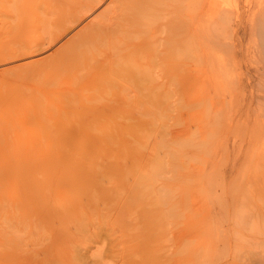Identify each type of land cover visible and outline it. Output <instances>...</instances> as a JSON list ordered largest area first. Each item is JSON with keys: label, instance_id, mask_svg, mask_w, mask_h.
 <instances>
[{"label": "rangeland", "instance_id": "rangeland-1", "mask_svg": "<svg viewBox=\"0 0 264 264\" xmlns=\"http://www.w3.org/2000/svg\"><path fill=\"white\" fill-rule=\"evenodd\" d=\"M45 1L46 0H16L15 5H13V0H0V11L2 12L4 9L3 2H5V22H7L8 25L10 23L8 27L5 26V32L0 29V52L3 51V44L5 43V62H0V78L5 77V90L3 92L1 91L2 94L0 93V95L4 96L5 100H3L4 104L2 103L0 110L3 111L5 109V150H13L15 156L13 158L11 157L12 160L9 159L5 162V165H7V168H5V175L8 179H5V218L4 221H2L5 224L0 222L1 225L5 226L4 228L1 226L2 230L0 229L3 231V233L0 231V240L3 241H0V264H54L56 263L54 261H57L58 263L56 255H59L60 252L58 253V249L61 247H59L60 243H56L58 241L56 240V233L59 232L60 229L62 230V226H65L64 228L73 226L71 232L73 233L75 231L73 237L76 241L74 242V248H77V257L80 258L79 261H84H81L82 264H140L143 260L148 261L149 263L151 259L161 258L165 260L166 256L172 254L175 233L180 228L183 233V264H195V262L196 264H264V249L262 242L264 239V220L258 217V209L262 204V200L259 196L255 197L254 195H251L250 185H248L247 182V142L241 141L237 138L235 133H232L231 135L223 134L215 136L213 133H210V135L205 134L206 131L203 128L198 130L197 126L202 119L207 121L210 118L208 121H212L213 119L218 118L219 113L216 110L210 109L211 112L209 114L210 110L207 109L204 111L205 113L201 110V114L203 113L201 118H199L198 115L193 117L192 113L198 111L200 106L194 108V106L180 104V101L178 103L177 100L180 98L179 94L182 93L183 96V93L184 95H187L188 92L187 90L181 92V90L178 89H172V91H169L161 88L152 92L144 91L146 93L136 96L134 99V105L136 104L137 106H135V108L133 107L134 105L132 106L133 112L131 119H129L132 121L128 122L129 120L126 121L120 117L119 120L121 123L119 124L121 126L118 122L114 124L115 122L112 121H101L86 125L87 127L81 125L85 122L88 123L87 120L90 122V119H93V117L96 116V113L97 115H101V112L103 111L101 106H104V104H100L96 99H99L103 94H106L107 91L109 92L106 94V99L107 97L112 98V96L113 98L115 96L118 97L120 93L119 98L122 97L123 99V96L127 94L126 90H124L126 88H124V85V89H121L120 87L117 88L119 90H117V94L115 93L116 95H113V92L116 90L110 88L107 89L106 87L105 92L104 89L102 92V89L95 85L90 87L87 86V89L85 88L84 90V87L82 86H84L86 82L89 83V81L95 77V74L92 73V71H82L78 73L76 77H74V75L70 77L71 75H68L65 63L60 62L63 65H60V63L56 64L61 58L59 55H62L61 53L64 51L61 47L62 44L66 38L73 34V31L68 32L64 38L59 39L49 46H44L43 49L41 48V50H38L35 53L23 54L24 50L22 49L23 51H21L20 46H23L24 42H26L31 35L28 34L26 30L25 32L21 30L19 22L20 20L24 22L23 18L25 17L27 21L24 22V25L26 27L31 24L32 20H34L32 23H35V25L32 24V26L35 27L37 32L35 31L33 36H37H34L33 40L36 41L41 35H43L41 36L42 39V37H44V31L42 29H37L39 26L41 27L42 22L39 21L40 24H36L38 21L37 16H34L32 19L30 18L33 14L30 12V5L34 6L37 4L40 6L43 4V6L46 7L44 3ZM123 1L127 3L129 0ZM104 5L105 4H103V6ZM103 6L101 8H103ZM51 8L52 11L54 10L53 14L60 13V11H66L67 14L69 13L67 5L63 7H57V5H55ZM56 10L58 11L56 12ZM1 12L0 14L3 13ZM12 15L16 17H13ZM153 21L151 24H154ZM132 28L133 27L130 28L131 34L129 32L127 33V30H123L120 31L122 36L120 32H118V37L115 35V37H117L115 42L120 46L123 45L121 48L126 46V44L129 45V42H132L135 38L136 35H134V38L132 35L135 33V28ZM133 31L134 33H132ZM127 35H130L129 38ZM249 36L250 34L248 35V33L244 36V42H247V46H250V43H252ZM36 37L38 38L36 39ZM130 37L133 39L131 40ZM120 38L125 39H123L122 42ZM126 40L129 42L127 43ZM116 43L114 44L115 47L118 46ZM120 46H118V48ZM105 47H110L109 51L107 50L108 48H103L107 52L104 53L106 57L100 56L99 59L103 57L108 58L109 54H113V50L114 52L118 51V48H116L117 50L115 48L112 50L111 45H106ZM162 47H164V45L161 46V48ZM104 50L103 52H105ZM18 54H20V56H17ZM143 54L144 53H140V60H138V62L142 64V67L145 65L144 63H146L144 62L145 60L141 58L144 56ZM131 64L135 65L137 62L134 61ZM60 66H63L66 71H64V68L63 71L59 70L62 68ZM36 67H38V69H36ZM34 70L37 72L36 74ZM156 71H152L153 77L159 79L160 75H158V77H156L157 75H154ZM31 72L33 75L35 74L34 77ZM28 74H31V76ZM73 82H76L74 83L76 85L75 87L72 85ZM77 84H81V86H79L82 90L79 91ZM227 84L228 83H226V85ZM19 85H21L22 89ZM93 86L96 88L92 91ZM103 86L104 85H101V87ZM194 86L192 88H194ZM60 87L65 89L63 90ZM194 89L199 90L197 87ZM195 91L191 92L190 90L188 96H194L200 93V91ZM171 96H174L176 99ZM95 97L96 99L94 100ZM168 97L170 99H168ZM41 98H44V101ZM92 98L93 100H91ZM240 98H242V96H237V100L240 101ZM87 99L91 100V102ZM104 99L105 98H103L102 101ZM92 101L94 102L92 103ZM28 102L31 103L29 104ZM96 102H98L100 108ZM143 102L145 104L140 106V103ZM81 104L88 106L87 111L83 113L79 112L78 115L75 113L69 115L68 111H72V108L78 106L82 107ZM169 104L172 105L170 106ZM37 105H39L38 110L35 112L34 109ZM42 106H45L46 109L41 108ZM169 107H172L171 111ZM31 108H33V110ZM230 109L231 107L223 113L227 114ZM46 110L47 113L45 112ZM49 111L50 113L53 111L52 116L48 113ZM33 112H35V114ZM72 112H75V110ZM59 113L61 114V117ZM34 115L37 117L35 121L38 120V122L28 125L26 124L25 126L23 120L27 122V119L31 120V117ZM192 117L195 118L193 121ZM49 118L52 119V122H48L51 121ZM55 118L57 121L54 122L53 120H55ZM186 120L189 121L187 122L188 125L184 123ZM45 121H47V123H44ZM136 121L141 124L146 122V129L144 132L138 131L135 133L136 128L140 129L141 127ZM48 123H50V125ZM190 123L192 124L189 125ZM45 124L50 128L49 131H44L45 129H48ZM235 124L237 130L240 127L242 128V125H240L239 122L234 123V125ZM133 125H135L136 128ZM32 126L34 130L32 129ZM121 127L124 131H118L119 129H122ZM124 127L130 128L126 130ZM37 128H40V130ZM117 131L119 133H116ZM174 131H180L179 134L181 135H175L176 140L171 138V134ZM121 132L125 133V135L126 132H128V134L125 136ZM131 132L133 133L131 134ZM157 133H160L161 135ZM17 135H20V137ZM54 135L55 138L57 137L55 140H53ZM38 138H40V140ZM162 138H165V140ZM18 139L21 140L19 141ZM30 139L31 141L35 140L34 142L38 141L39 144L42 141L41 143L44 145L42 144L39 147H46V150H43L44 153H41L43 147L40 150L41 152L38 147L36 152L39 151V153L33 155L32 153L35 151L33 150L32 152V150H30V146H32L30 145ZM12 140L16 141L13 142ZM161 140L164 141L163 144ZM23 142H27V144H23V146ZM157 142V149L153 150L152 147ZM15 144L17 145V148ZM50 144L53 147L48 148ZM27 147H29V153L25 150H21V153L19 152L18 154V152L15 151L16 149H26ZM114 152L115 154H112ZM21 154L24 156L25 160L28 159L27 164H25L27 161H24ZM38 155H40L41 158H39ZM14 158L16 162H14ZM36 158H38V160ZM13 164H15V166ZM32 167H36L37 170L35 169L33 172H30V176L27 177L33 178L31 180L33 182L38 179L36 184H38L39 181L44 182L45 179H48L47 181H52L53 183H58L52 187L51 190L53 193L50 192L51 190L49 191L47 189L46 194H53L52 199L56 198V195L58 194L57 198H59L63 204L67 203L66 205L68 208H66V205L63 207L64 205H61L58 202L50 204L52 207H49L50 205H40L41 200H38L36 194L33 195L34 197L29 194L27 186H23L26 183V180L24 179H26L25 176L27 175H25L24 172H26L25 170H33ZM16 168H18L19 171ZM59 178H61V181H59ZM136 180L138 181L136 182ZM68 181L69 183H67ZM161 181L165 183L164 188L161 187L163 184ZM134 183H139L137 185L138 188ZM93 184L96 186H93ZM136 189H139L141 196ZM130 190L135 191L134 193H137V195L143 199L148 196V199L142 200V202L147 200L150 202L147 201L148 204L146 203V206H148L150 210L147 207H144L145 211L146 209L148 210V215L153 213L151 215L152 217H150L151 220L149 224L150 227L152 225L151 231L153 232L154 229L157 230L155 233L157 238L155 239L156 241H154L156 244L154 242L151 243V247L149 246V248L143 249L141 251V253H143H140V255H136L135 253L136 250L140 249L137 247L138 245L134 244V242L129 244H126L125 242L127 240L126 238H129V234L132 233L135 235L139 231V228L136 229V231H132L127 230L124 227L136 222L134 221L138 214L136 211L139 209L142 211V206L138 208L139 205L133 203L134 200L127 199L131 194ZM164 192H166V195ZM142 193L144 195H142ZM175 196L180 200L181 204L179 207V209H181L179 217L178 215L175 216V214L173 216L172 211L167 209L168 203ZM76 203H78V205ZM104 203L107 204L105 205ZM56 206L63 208L62 210L64 213ZM161 207L167 209L164 211L165 213H160ZM56 208L58 209V212ZM135 208H137V210ZM67 210L70 212L68 213ZM154 210H156V212H154ZM141 211L139 210V213H142ZM169 212L171 213L169 214ZM72 213L75 215L71 216ZM35 214L38 216L36 217ZM54 215H58V217L55 216L54 218ZM59 217L61 218V223L63 225L59 222ZM65 217H69L68 219L66 218V221L69 220L72 223H66V221H64ZM53 220H55L56 223ZM140 220L142 221V219ZM35 221L36 223H34ZM39 221H41V223ZM44 221L46 222V226L41 227ZM91 221H93V223ZM75 222L80 223L75 224ZM47 224H49V226H47ZM56 224H59V231ZM162 226L165 229L161 230V228H163ZM174 229H176V231H174ZM44 230L46 231L45 234L47 237H43L45 236ZM95 231L100 234L96 232V235ZM47 233H49L50 236L51 233L54 235L56 234V236L52 239ZM99 236H102V238ZM104 240L106 242H104ZM40 241L43 242L41 245L38 243ZM129 241L130 240L127 242ZM49 242L51 243V246L54 244L53 248L49 246ZM79 243L83 244V246ZM152 245L154 247H152ZM50 247L51 249H49ZM43 248H45V250ZM153 251H155L156 254ZM53 259L55 260L53 261ZM134 260L138 261L136 262ZM128 261L129 263H127Z\"/></svg>", "mask_w": 264, "mask_h": 264}, {"label": "bare ground", "instance_id": "bare-ground-1", "mask_svg": "<svg viewBox=\"0 0 264 264\" xmlns=\"http://www.w3.org/2000/svg\"><path fill=\"white\" fill-rule=\"evenodd\" d=\"M15 2H16V0H13V3H14L13 5H15ZM8 3H9V1H8ZM44 3L46 5V7H44L43 4H41L40 6L37 4H35L34 6L30 5V9H31L30 12L33 13L32 16H30V18L32 19L34 16L35 17L37 16V18H38L37 22L38 23L36 22V24H40L39 21L42 22L41 27L39 26L37 29H39V30L42 29L44 31V37H42V39H41V36H43V35H41L39 38L40 40L38 39L39 42H38V40H36V41L33 40V37L37 36V35L33 36V34L36 31L35 27L32 26V24L35 25V23H32L34 20H32L31 24L27 25L26 27L24 25V22L27 21L25 19V17L23 18L24 22L22 20H20V22H19V24L21 26V30L24 32L26 30V32L31 35L27 39V41L24 42L23 46H20L21 51L24 50L23 54L35 53L36 51L41 50V48L43 49L44 46H46V45L49 46V45L53 44L54 42L58 41L59 39L64 38L66 36V34H68V32L73 31V34L70 37L66 38L64 43L62 44L61 47L64 49V51H62L63 53L60 52L62 55H59V56H61V58L59 57L60 61L57 59L58 62H56V64H58L60 62L65 63L66 68H67L66 69L67 73H68V75H71L70 77H72L73 75H74V77H76L77 74L82 72V71H85V72H88V71L91 72L92 71V73L95 74V77L92 78L91 81H89V83L86 82V84H84V86H82V87H84V90H85V88L87 89V86L90 87L92 85H95L96 87L101 88L102 92H103V89L105 92L106 87H107V89L110 88L112 90H116L115 92H113V95H114L115 93L117 94V92H118L117 90H119L117 88H119V87L121 89L126 88L124 90H126L127 94L125 93L126 95L123 96L124 97L123 99H122V97L119 98L121 93L119 94L118 97L115 96L113 98V96H112V98L107 97V99H106V96H107L106 94H107V92H109L107 90H106L107 91L106 94H103L99 99H96V97H95L94 100L96 99L98 102H100V104H102V103L104 104V106H101V108L103 109V111H102L103 113L101 112V115L100 114L97 115V113H96L95 114L96 116H94L93 119H90V122H89V120H87L88 123L85 122L84 124H81V125L86 126V125L94 124V123L101 122V121H104V122L105 121H112V122H115L114 124H116V122H118V124H119V123H121L119 120L120 117L126 121L131 119L132 112H133L132 106L135 103L134 99L136 98V96H138V95L140 96V95L146 93L144 91L152 92V91H157V90L162 88V89H166L169 91L170 90L172 91V89H176V90L178 89V90H181V92L186 91V90L188 92L191 90V92H192V91H195L196 89H194V88L197 87L199 90H196V91H200V93L197 92L199 94H196L194 96H188L189 94L187 92V95H184V93H183V96H184L183 97L182 93H180L179 94L180 98H179V100H177L178 103L180 101L181 102L180 104H183L186 106L187 105L188 106H194V108L195 107L198 108L197 106H200L198 111H195L194 113H192L193 117H196L198 115L199 118H201V115L203 114V113L201 114V110L204 112L207 109L208 110L213 109L219 113V115L217 114L218 115L217 119H213L212 121H208V120H210V118L208 116L209 119L207 121H204L202 119V121L199 122V125L197 123V125L199 126V127L197 126L198 130L200 128L201 129L203 128L206 131L205 134L210 135V133H213L216 136V135H223V134L231 135L232 133H235L237 138H239L243 142H247V158H248L247 159V162H248V164H247V170H248L247 180L248 181L247 182H248V185H250L251 195H254L255 197L259 196L262 200V204L260 205V208L258 209V217H260L261 219L264 220V0H129L127 3L123 0H46ZM3 4H4L3 5L4 9L2 10L3 13L0 11L2 13V14H0L1 15V17H0V29L3 30V32H5V26L8 27L10 25V23L8 25L7 22H5V2H3ZM103 4H105V5L103 6ZM55 5H57V7H63L65 5H67L68 9H69V13L67 14L66 11H63V12L60 11V13L53 14L54 10L52 11L51 7H54ZM102 6H103V8H101ZM57 11L58 10H56V12ZM6 14H8V13H6ZM13 17H16V16H13ZM153 19H154V21H153ZM152 21L154 22V24H151ZM131 27H133L132 29L135 28V33H134V31L132 32V33H134V34H132L133 38H134V35H136V36L134 39L132 37H130L131 40L133 39V41L132 42L130 41L131 43L128 41L129 45L126 44V42H127V40H126V42H125L126 46L121 48L123 45L120 46L115 42V39H117V37L119 36L118 32L123 31V30H127V33L129 32L131 34V30H130ZM38 33H39V31H38ZM124 33H126V32H124ZM137 33H139V34H137ZM244 33L245 34L248 33V35L250 34L249 37H250V40L252 41V43H250V46H247L246 45L247 42L246 43L244 42L245 41L244 40V36H245ZM120 34H121V32H120ZM115 35L116 36L118 35V36L115 37ZM121 36H122V34H121ZM129 36H128V38H129ZM37 38L38 37H36V39ZM123 39H125V38L121 39L122 42H123ZM115 43L120 47L118 48L117 45H116L117 47H115L114 46ZM106 45H111V47L114 46V47H112V50H113V48H115V49L118 48V51L114 52V50H113L112 51L113 54L112 55L109 54L108 58L103 57V58L99 59L100 56L106 57V55H104V53H107V52H106V50L103 49V48H105V49L108 48V47L107 48L105 47ZM160 45L161 46L164 45V47L161 48ZM3 47H4L3 51L0 52V62H5V43L3 44ZM109 48L107 49L108 51H109ZM103 50L105 52H103ZM140 53L141 54L144 53L143 54L144 56L142 55L143 57H141V58H143V60H145L144 62H146V63H144L145 65L143 64L144 65L143 67H142V64H140L138 62V60H140ZM17 56H20V54H18ZM134 61L137 62V64L132 65L131 63H133ZM62 63H60V65H63ZM60 67H62V68H60L59 70L63 71L64 67L63 66H60ZM36 69H38V67H36ZM152 69L155 71L157 70L155 72L156 74L154 73V75L155 76L157 75L156 77H158V75H160L159 79L153 77V72H152L153 70ZM66 70L64 68V71H66ZM36 73L37 72L35 71V74ZM92 73H91V76H92ZM23 75H22V77H23ZM28 75L31 76V74H28ZM34 75L32 73L33 77H34ZM154 80H156V81H154ZM133 81H134V83H133ZM228 81L230 82V84ZM74 83H76V82H73L72 85H74V87H75L76 85ZM82 83H83V81H82ZM226 83H228V84L226 85ZM192 84H193V86L194 85H196V86H194V88H192L193 87ZM62 85H60V86H62ZM79 85L81 86V84H79ZM79 85L77 84V86L79 87V91H80V90H82V88H80ZM101 85H104V86L101 87ZM123 85L125 86L124 88H123ZM19 86L21 88V85H19ZM23 87H24V85H23ZM29 87H30V85H29ZM35 88H37V87H35ZM60 88H62V87H60ZM92 88H93L92 89V91H93L95 88H94V86ZM191 88L194 90H192ZM62 89L64 90L65 88H62ZM76 89H77V87H76ZM188 89H190V90H188ZM4 90H5V77H1L0 78V93H1V91L3 92ZM38 90H40V89H38ZM97 90H98V88H97ZM32 91H33V89H32ZM53 91H54V89H53ZM53 91H52V93H53ZM79 91H77V92H79ZM30 92H31V89H30ZM74 92H76V91H74ZM20 94H21V92H20ZM237 96H242V98H240L241 99L240 101L237 100ZM38 97H39V95H38ZM48 97H46V98H48ZM98 97H99V95H98ZM171 97L175 98L174 96H171ZM103 98H105V99L102 101ZM115 98H117V99H115ZM41 99H39V100H41ZM49 99H50V97H49ZM168 99H170V98L168 97ZM3 100H5V97L0 95V106L3 103ZM37 100H38V98H37ZM87 100H89V99H87ZM91 100H93V98ZM91 100H89V102H91ZM45 101H46V99H45ZM93 102L94 101H92V103ZM98 102H96V103L98 104ZM45 103H47V102H45ZM142 104H145V103L144 102L140 103V106ZM38 106L39 105H37V107H35V109H34L35 112H36V110H38ZM135 106H137V105L135 104L133 107L135 108ZM186 106H184V107H186ZM74 107H76V106H74ZM229 107H231V109L228 111L227 114H224L223 112L225 110H227ZM41 108H45V106H42ZM87 108H88L87 105H85V106L82 105V107L78 106L76 108H72V111L75 110V112L68 111V113H69V115L71 113H72L71 115H73V113L78 115L79 112L83 113V112L87 111ZM93 108H94V106H93ZM99 108H100V105H99ZM171 108H170V111H171ZM178 108H179V106H178ZM31 109L33 110V108H31ZM47 110L45 111L46 113H47ZM58 110H60V109H58ZM76 111H77V113H76ZM35 112H33V113L35 114ZM45 112H44V114H45ZM51 112L53 113V111H51ZM210 112H211V110L209 111V114H210ZM48 113H50V111ZM52 113H50L51 116H52ZM44 114H43V116H44ZM56 114H58V113H56ZM59 115L61 117L60 113H59ZM53 116H54V114H53ZM193 117H192V121L195 119ZM15 118H16V116H15ZM31 118H32L31 120L27 119V122L23 120V124L25 123V126H26V124L28 125L31 123L38 122V120L35 121V119L37 118L35 115ZM56 118H55V120H53L54 122L57 121ZM52 119H53V117H52ZM52 119H50L51 121H48V122H52ZM82 121H83V119H82ZM130 121H132V120H129L128 122H130ZM180 121H181V119H180ZM58 122H59V120H58ZM136 122H138V121H136ZM187 122H189V121L186 120V122H184V123H186V125H188ZM236 122H239L240 125H242V128L240 127L237 130L236 124L234 125V123H236ZM44 123H47V121H45ZM138 123L141 125L140 129H137L136 126L133 125L136 128L135 133H137L138 131L144 132L146 129V122L142 123L144 125H142L140 122H138ZM48 124L50 125V123H48ZM191 124L192 123H190L189 125H191ZM40 125H42V124H40ZM46 125L47 124H45V126ZM55 125H56V123H55ZM33 126H32V129L34 130ZM137 126H139V125H137ZM47 128H48V125H47ZM129 128L126 127L125 129L128 130ZM37 129L40 130V128H37ZM55 129H56V127H55ZM47 130L49 131L50 128L45 129L44 131H47ZM121 130L124 131L123 128L119 129L118 131H121ZM118 131L116 133H119ZM35 132H37V131H35ZM162 132H160V133H162ZM38 133H39V131H38ZM121 133H123V132H121ZM132 133L133 132H131V134ZM160 133H157V134H160ZM179 133H180V131L172 132L171 138L176 140L175 135L179 136L180 135ZM55 134H57V133H55ZM81 134H83V133H81ZM123 134L125 135V133H123ZM127 134H128V132H126L125 136H127ZM20 135H21V133H20ZM20 135H17V136L20 137ZM50 138H52V137H50ZM56 138L54 135L53 140H55ZM7 139H9V138H7ZM33 139H35V138H33ZM38 139L40 140V138H38ZM158 139H160V138H158ZM162 139L165 140V138H162ZM18 140L20 141L21 139H18ZM163 140H161L162 144L164 143ZM14 141H16V140H14ZM30 141H31V139H30ZM34 141L35 140H32L31 144H30V145H32V146H30L31 147L30 150H32V152H33V150L36 152L38 150L37 148L43 144V143H41L42 141L40 142V144L38 143V141H36V142H34ZM47 141H48V139H47ZM158 142H160V141H158ZM158 142L155 143L154 146L152 147L153 150L157 149L156 146H157ZM5 143L6 142H5V109H4L3 111L0 110V222L1 223H4L2 221H4V218H5V207H4L5 206V179L7 178L5 175V173H6L5 168H7V165H5V162L9 159L12 160V158L15 157L13 154V150L12 151H7V149L5 150ZM54 143H55V141H54ZM23 144L25 145V144H27V142H25V143L23 142L22 145ZM18 145H19V143H18ZM15 146L17 148L16 144H15ZM42 147H43V149H42ZM42 147L41 148L39 147L40 148L39 151L42 149V152L41 151L40 152L44 153L43 150L44 149L46 150V147H44V146H42ZM50 147H53V146L50 144V146L48 148H50ZM28 148L29 147H27L26 149L25 148H19V149H16L15 151L18 152V154H19V152L21 153V150H23V151L25 150L28 152L29 151ZM8 150H10V149H8ZM17 150H19V151H17ZM39 151L36 152V154H35V152L32 154L37 155L39 153ZM41 153H40V155H41ZM112 154H115V152ZM40 155H38L39 158H41ZM21 156H22V154H21ZM27 156H28V154H27ZM27 156H25V157H27ZM22 157L24 158V156H22ZM35 157H37V156H35ZM18 159H16V160H18ZM20 159H22V158H20ZM36 159L38 160V158H36ZM24 161H27L25 164L28 163V159L25 160V158H24ZM33 161H34V159H33ZM14 162H16L15 158H14ZM38 164H40V163H38ZM13 165L15 166V164H13ZM17 166H18V163H17ZM22 166H24V165H22ZM34 166H35V164H34ZM32 168H33V170H31V171L25 170L27 173L24 172V174L25 175L27 174V175L25 176L26 179H24V180H26L25 181L26 183L23 186H27L29 194L32 196L34 194H36V197L38 198V200H41L40 205L42 204L44 206H46V205L49 206L50 204H54L56 202H58L62 205L63 204L62 201H60L59 198H57L58 194L56 195L57 199L53 198L56 200L52 199L53 194H51V195H47L48 193L46 194L47 189L50 191L52 189V187H54V185L58 184V183H53L52 181H47L48 179H45L44 182L39 181V183L36 184L38 179L33 182V181H31L33 178L27 177V176H30L29 175L30 172H33L35 169L37 170L36 167H32ZM16 169H18V168H16ZM28 169H29V167H28ZM18 171H19V169H18ZM64 174H62V175H64ZM141 176H142V174H141ZM62 178H64V177H62ZM143 178H144V176H143ZM59 179H60L59 181H61V178H59ZM136 179H138V178H136ZM138 180H136V182ZM67 183H69V181ZM94 184H93V186H96ZM138 184L139 183L135 184L136 187ZM63 186H66V185H63ZM161 187L164 188L165 183H163ZM32 191H34V192H32ZM58 191H59V189H58ZM136 191L139 192V189L138 190L136 189ZM50 192L53 193L52 190ZM63 192H64V190H63ZM134 192L135 191H131L130 192L131 194L127 197V199L128 200L129 199L134 200L133 203L138 204L139 205V206L137 205L138 208L140 206H142V211H141V209H139L142 213H139V210H137V208H135L137 210L136 212L138 213L136 216V220L134 219V221H136V222L133 221L134 222L132 224L133 226L129 225V226H125L124 228H126L127 230H132V231H134V230L136 231V229L139 228V231L135 235L132 233L129 234V238H126L127 240L125 242H126V244L134 242V244L138 245L137 247H139L140 249L136 250L135 253H136V255L137 254L140 255V253L143 249L149 248L150 244L153 243L154 241H156L155 239L157 238L156 237L157 235H155V233L157 230L154 229V231L152 232L151 231L152 225H151V227L149 226L150 220H151L150 217H152L151 215L153 214V213L152 214L150 213V215H148V213H147L148 210L146 209V211H145V207L148 208V206H146V205L148 204L149 201L147 200L148 202L147 201L142 202V200L148 199L147 198L148 196L145 195L147 197L143 199L142 197H140L141 192H139L140 196ZM120 193H123V192H120ZM165 193L166 192H164V194ZM142 195H144V194L142 193ZM176 196H177V194H176ZM176 196L170 200V202L168 203L167 209L169 211L170 210L172 211L173 216L175 214V216L178 215V217H179V215H180L179 213L181 210V209H179V207L181 204H180V200ZM162 200H164V199H162ZM65 202H67V201H65ZM66 204H63L64 205L63 207H65ZM76 204L78 205V203H76ZM104 204L106 205L107 203H104ZM61 205H60V207H61ZM150 205H153V204H150ZM163 205H165V204H163ZM49 207H52V205H50ZM56 207L59 208V206H56ZM11 208H12V206H11ZM66 208H68L67 205H66ZM59 209L62 210L63 208H59ZM83 209H81V210H83ZM86 209H88V208H86ZM167 209H165V207H161L160 213H165L164 211ZM97 210H98V208H97ZM50 212H51V210H50ZM57 212H58V209H57ZM62 212L64 213L63 210H62ZM67 212L69 213L70 211L67 210ZM154 212H156V210H154ZM73 213L71 214V216L75 215ZM158 213H159V211H158ZM170 213L171 212H169V214ZM35 216L37 217L38 215L35 214ZM41 216H42V214H41ZM55 216L56 215H54V218H55ZM64 216H66V215H64ZM56 217H58V215ZM66 218L67 217H65V220L64 219L63 220L66 221L69 217L67 219ZM80 218H82V217H80ZM94 218H95V216H94ZM140 219H142V221ZM18 220L21 221L20 219H18ZM53 221L55 222V220H53ZM39 222L41 223V221H39ZM44 222H43V225H41V227L46 226V222H45V224H44ZM59 222L61 223V218L59 219ZM68 222L72 223L69 220L66 221V223H68ZM91 222L93 223V221H91ZM34 223H36V221ZM40 223H39V225H40ZM78 223H80V222H75V224H78ZM58 225L59 224H56V227ZM158 225H160V224H158ZM1 226H3V225L0 224V229H1ZM47 226H49V224H47ZM4 227L5 226H3V228ZM64 227L62 226L61 227L62 230L60 229V231H59L60 227L59 226L57 227L58 231H59L56 233L57 236H56V234L55 235L53 234L55 231L53 233H51V236L49 235V233H47L50 237H52V239H53V237L56 236V240H58L56 243H60L59 247H61V248L58 249V253L59 252L60 253H59V255H56L57 257L56 256L55 257L58 260L59 264L60 263L61 264H82L81 261H83V260L79 261L80 258L77 257L78 256V253L76 250L77 248L76 249L74 248V242H76V241L74 240V237H73L75 235V233H74L75 231L73 230L74 232L73 233L71 232V228L73 226L72 227L69 226V228L66 227L68 229H66ZM149 227H150V229H149ZM43 229H45V228H43ZM162 229H165V228L163 227V228H161V230ZM48 231H49V229H48ZM174 231H176V229H174ZM1 232L3 233V231H1ZM18 232H20V231H18ZM45 232L46 231L44 230L45 236H43V237H47ZM96 232L97 231H95V233ZM97 233H99V232H97ZM97 233H96V235H97ZM2 236H4V235H2ZM96 237H98V236H96ZM99 237L102 238V236H99ZM39 238H41V237H39ZM42 239H41V241H42ZM162 239H163V237H162ZM37 240H39V239H37ZM101 240H103V239H101ZM128 240H130V241L127 242ZM41 241L38 242L39 245H41V243H43ZM1 242H3V241H1ZM45 242H47V241H45ZM104 242H106V241L104 240ZM262 242H263V249H264V239ZM16 244H17V242H16ZM49 244H50L49 246H51L50 242H49ZM115 244H116V242H115ZM182 244H183V233H182V229L180 228L175 233L174 245L172 248V254L171 255L166 256L165 260H163L161 258L160 259H151L150 263L148 261L143 260L145 262L142 261V262H140V264H183V258H182V248L183 247H182ZM53 245L51 246L52 248H53ZM80 245L83 246V244H80ZM130 246H131V244H130ZM51 247L49 249H51ZM152 247H154V246L152 245ZM43 249L45 250V248H43ZM153 252H155V251H153ZM155 254H156V252H155ZM194 254H196V253H194ZM263 256H264V254H263ZM148 258H149V256H148ZM54 260L55 259H53V261ZM126 260H128V259H126ZM131 261H132V259H131ZM134 261H136V260H134ZM54 262L57 263V261H54ZM263 262H264V257H263ZM56 263H54V264H56ZM127 263H129V261ZM85 264H87V263H85ZM189 264H191V263H189ZM195 264H196V262H195Z\"/></svg>", "mask_w": 264, "mask_h": 264}]
</instances>
